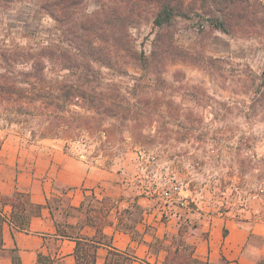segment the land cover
<instances>
[{
    "label": "rangeland",
    "instance_id": "374dc122",
    "mask_svg": "<svg viewBox=\"0 0 264 264\" xmlns=\"http://www.w3.org/2000/svg\"><path fill=\"white\" fill-rule=\"evenodd\" d=\"M114 1L1 0L0 53L43 55L45 91L56 95L54 88L75 81L77 66L85 68L69 27L101 16ZM133 1L141 12L134 11L138 23L127 38L95 39L97 56L86 63L85 84L101 93L104 106L85 116L100 130L85 127L66 138L107 164L133 148L154 151L161 162L170 161L160 180L181 179L211 212L264 221V0H243L241 11L213 0H182L184 14L161 29L152 27L155 0ZM29 66L18 64L15 72ZM4 67L0 60V73ZM112 89L115 97L107 99ZM109 102L115 114L106 116ZM6 107L0 97V128L30 140L41 139L44 129L52 133L46 116L16 115Z\"/></svg>",
    "mask_w": 264,
    "mask_h": 264
},
{
    "label": "crops",
    "instance_id": "0c3cea01",
    "mask_svg": "<svg viewBox=\"0 0 264 264\" xmlns=\"http://www.w3.org/2000/svg\"><path fill=\"white\" fill-rule=\"evenodd\" d=\"M138 150L107 164L0 128V264H264V221L209 211L181 179L187 206L166 204L144 181L170 161L143 169Z\"/></svg>",
    "mask_w": 264,
    "mask_h": 264
},
{
    "label": "trees",
    "instance_id": "16d2710c",
    "mask_svg": "<svg viewBox=\"0 0 264 264\" xmlns=\"http://www.w3.org/2000/svg\"><path fill=\"white\" fill-rule=\"evenodd\" d=\"M64 1L61 0L60 3H64ZM213 1L225 4L226 7L229 6L234 10L239 9L241 11L243 7V0ZM173 2H175L174 5L172 4ZM153 6L154 12L151 18L153 28L161 29L164 26H169L175 16L184 14L182 0H155ZM57 7L58 5L52 10V16H57ZM64 8L66 9L65 6ZM134 11L141 12L139 2L133 0L114 1L112 5L102 10L101 16L86 18L81 24H73L72 27H69L66 34L80 41V48L83 50H81L82 54L79 56V60L82 62V65H85V68L81 70L80 66H77V69L72 71L73 76L76 77L75 81L63 83L54 88L53 91L57 93L56 95H49L45 91L48 90L46 89L48 86L46 87L45 85V74L42 67L43 60H41V57L43 55L27 53L20 49H16L15 51L5 49L1 51L0 60L6 67L0 73V97L9 104V107H6L7 112L27 116L34 115L35 113L49 118L48 129L52 133H47V130L44 129L43 134L40 136L41 139L51 136L52 138L68 140L65 135L68 131L78 130L77 133H79L85 127L91 128L93 131L100 130V123L93 126L90 121L86 120L87 117L85 116V112L90 108L99 110V108L104 106L101 98H99V101L97 100L101 93L96 92L94 87L88 89L85 84L84 79L88 77L89 72L86 63L89 64L90 60L95 59V56H97V52L93 48L95 39H99L102 36L108 39L111 35H115L114 37H117V35L120 37L121 35L123 40V36L127 38L128 28L138 23ZM159 39L158 46L160 47L161 41ZM45 51L47 52L44 53V56L48 58L54 56L52 50ZM66 57L68 60H71L69 56ZM76 60L74 59L75 62ZM18 64L30 66L27 71L20 70L15 72ZM115 93V89L109 91L106 94L107 99L115 97ZM53 97H55V101ZM115 105V102H109L102 110V113L106 116L115 114L113 110ZM72 109L76 110L72 111ZM65 114H68V117H65ZM94 122L99 121L97 119L95 121L94 119ZM247 139L251 140L252 137L249 136ZM2 222L3 218L0 215V246L2 240ZM189 263V257L185 254L174 255L169 260V264Z\"/></svg>",
    "mask_w": 264,
    "mask_h": 264
},
{
    "label": "built area",
    "instance_id": "2783aa9c",
    "mask_svg": "<svg viewBox=\"0 0 264 264\" xmlns=\"http://www.w3.org/2000/svg\"><path fill=\"white\" fill-rule=\"evenodd\" d=\"M138 157L142 161L141 168L143 169L147 168L150 165H153V166L157 165L158 159L154 151L151 152L145 149H140L138 150ZM159 176L161 177L160 173H157V175L153 174L147 177L144 181L145 190L152 194L158 192L160 199L166 202V204L170 206H172L174 203H177L181 207L187 206L186 198H182L180 196V186L175 182L169 183V186L159 185V182H158L160 180ZM218 213H229L230 214L228 210H222Z\"/></svg>",
    "mask_w": 264,
    "mask_h": 264
}]
</instances>
